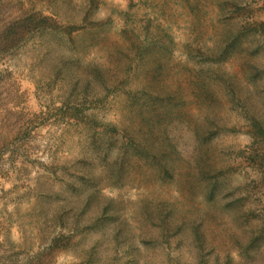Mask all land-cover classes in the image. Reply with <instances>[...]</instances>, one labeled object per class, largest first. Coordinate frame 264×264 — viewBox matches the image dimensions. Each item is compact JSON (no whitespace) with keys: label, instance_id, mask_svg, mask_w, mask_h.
<instances>
[{"label":"rangeland","instance_id":"obj_1","mask_svg":"<svg viewBox=\"0 0 264 264\" xmlns=\"http://www.w3.org/2000/svg\"><path fill=\"white\" fill-rule=\"evenodd\" d=\"M0 264H264V0H0Z\"/></svg>","mask_w":264,"mask_h":264}]
</instances>
